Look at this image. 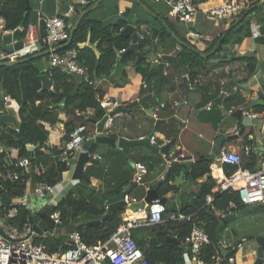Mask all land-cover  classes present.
Listing matches in <instances>:
<instances>
[{"label":"crops","instance_id":"obj_1","mask_svg":"<svg viewBox=\"0 0 264 264\" xmlns=\"http://www.w3.org/2000/svg\"><path fill=\"white\" fill-rule=\"evenodd\" d=\"M4 1L0 0V5ZM76 1L24 0L23 16L25 12L27 15L22 31L23 36L26 34L27 41L36 36L39 37L38 25H31L29 21L32 10L38 11L39 18L65 15L69 31L84 16L109 27L120 21H125L126 24L120 29V32L127 25L134 26L140 39L144 37L148 39V44L143 51L136 49L145 57V63L148 65L147 75L142 78L137 73L136 66L140 61L134 65L137 59L134 51L133 58L126 63L121 61L123 56L119 58L121 52L119 51L111 74L94 81V87L105 95L98 99L115 97L119 99L120 106L127 110L110 118L106 123L104 133L116 138L122 136L128 139H138L155 128L153 135L156 145L161 146L173 139L167 155L143 146H130L128 151L124 152L116 144H94L89 150L90 156H99L105 160L103 162L89 161L85 164L86 167L92 164L97 165L96 168H99L103 175L102 177H90V184L95 186L93 189H104L107 179L113 178L112 184H115L130 175V179L122 191L140 201L152 184L162 178L169 168L170 161L176 160L174 153L180 150L184 156L191 157V165L185 166L181 161L172 165L175 168L169 183L174 185L177 190L170 191L164 196L166 201L168 198L172 199L176 211H180L184 205L192 204L194 194L198 192L200 184L208 182L209 176L211 177L209 173L194 179L186 175V170L189 172L193 163L201 156L210 157L212 159L210 165L219 164L218 156L214 152L216 141L220 136L223 137L220 141L221 147L237 151L241 156L247 155L242 147L246 144L249 145L251 150L257 153L259 164L260 155L264 152V148L261 149L264 147L262 135L264 110L257 111L260 112L259 117L250 119L241 115L237 108L243 107L256 111L253 106H264V43L253 42L249 27H245L239 22V16H228L222 19L209 17L207 11L214 6L223 4L225 0H207L196 3L197 10L194 18L187 23L174 19L169 13V7L161 0H96L88 5H77ZM251 4L259 7L256 12L263 15L264 0H249V6ZM1 18L4 23V17L0 14ZM151 27L159 30L155 45L152 44L150 38ZM163 27L170 33V38L160 43L158 38ZM12 30L0 27V53H8L1 49V36L4 32H12ZM189 30L203 34L204 38L199 42L192 40L188 35ZM225 32L229 34L228 41L222 45L219 52H216L217 40L219 41ZM121 36L127 40L128 44L130 43L128 36ZM96 44L97 41L90 43L87 40L79 46L89 47L97 58L100 53ZM105 45V43L102 44L103 47ZM174 50H177L175 55L177 64L167 61L163 68V76H161L155 71L158 67L159 56L172 53ZM13 52H18L19 57L14 61L1 60L0 66H12L31 60L32 65L38 71L39 78L46 74L51 80L52 66L49 63L46 47L35 45ZM22 59L26 60L18 62ZM4 62L12 64H3ZM117 63L122 66L119 75L114 73ZM252 63L253 69L249 72L248 67ZM181 68L184 69V72H181ZM73 74L78 77L82 75ZM183 76L188 79V90L182 84ZM40 81V91L53 89L52 80L48 88L43 87L41 78ZM138 91L140 93H137ZM233 94L241 97L243 101L238 105L231 106L237 111L228 113L224 108L223 101L224 98ZM101 109L105 113L110 111ZM18 111L19 105L6 93L2 87V81H0V112L13 116L15 120V122L4 121L0 125V129L18 124L20 122ZM94 113L92 108L86 109L85 112L76 111L78 119L75 120V125L84 124L91 136L95 134V122L100 119L95 117ZM157 120L160 121L155 126ZM51 131L54 139L60 138L64 133V122L55 123ZM72 155H68V160L72 158ZM59 156L65 157L66 154L62 152ZM138 162L141 163L144 171L143 178L139 182L134 180L138 173L135 163ZM73 168L72 164H68V168L63 172L62 181L54 185L55 201L65 196L78 182L72 178ZM33 186L28 181L25 192H31ZM29 196L30 199L33 198L31 194ZM49 206L51 205L40 208L37 212L44 214L42 218L48 225L50 223ZM257 207L261 209H254ZM248 208H251L249 212L230 220L219 231V243L226 250L234 251L233 261L228 260L230 264H252L258 247L256 237L264 236V218L256 214L264 212V204ZM123 209L122 217H139L142 220L147 211V207L144 210L136 211H132L129 207L127 210ZM173 213L175 212L166 213L164 221L172 219ZM225 215L223 213L217 218ZM92 219L96 218L79 216L75 221L63 222L53 237L63 242L71 231L76 230V226ZM142 220L138 226L145 225ZM182 255L184 264H190L185 247ZM223 259H227L223 254L217 255L215 258L219 263Z\"/></svg>","mask_w":264,"mask_h":264},{"label":"trees","instance_id":"obj_2","mask_svg":"<svg viewBox=\"0 0 264 264\" xmlns=\"http://www.w3.org/2000/svg\"><path fill=\"white\" fill-rule=\"evenodd\" d=\"M204 1L207 0H195V3ZM24 8V0H5L0 5V14L4 17L3 28L15 29L22 20ZM257 8L259 7L251 4L243 10L238 15L239 22L246 27L249 25V20L256 17L263 24L264 13L263 15L257 13ZM125 24V21H120L109 27L92 21L86 16L81 18L71 39L66 45L59 47L57 51L76 49L78 60L80 64L87 67V71L78 77L73 73L65 72L60 67H52L50 78L53 81V89L50 91H40L39 74L31 60L12 66H0L2 87L19 105L18 114L20 118L18 124L0 129V195L5 193L11 199H17L26 191L28 181L32 185L40 180L46 181L50 185H56L62 181L63 172L68 168V159L59 155L63 152L65 143L70 139V134L76 126L75 120L78 119L76 111L85 112L86 109L92 108L95 111L94 116L97 118H101L105 114L98 102V98H103L105 95L94 87V81L111 74L117 61V53L128 46L127 40L120 35V29ZM168 38H170V33L163 27L158 40L163 43ZM228 38L229 34L225 32L224 36L219 41L217 40L216 52L222 49V45L226 44ZM87 40L90 43L97 41L96 47L100 53L99 57L96 58L89 47L79 46ZM103 43L106 44L105 47L102 46ZM146 44H148L147 37L141 38L138 41L137 49L143 51ZM133 56L134 52L126 53L121 61L126 63ZM252 69L253 63L248 67V71L251 72ZM136 70L142 78L146 77L148 65L145 63V59L140 60ZM90 81L92 82L89 83ZM237 97L238 95L233 94L224 98V108L227 110L232 105L240 104L243 99ZM37 101L39 102L36 103ZM253 108L256 111L264 110V106L260 105H255ZM61 121L64 122V133L60 138L54 139L52 127ZM29 144H39V147L30 152L27 147ZM30 154H32L30 171L27 174H21L16 181L6 179L5 169L15 168L14 163L18 158ZM241 162L242 165L250 169L259 167L257 153L252 150L247 155H242ZM211 163L210 157L201 156L193 163L189 172L186 170L185 173L194 179L199 178L204 174H209ZM96 167L97 165L92 164L82 170L80 178L73 188L56 205L49 206L50 211L55 209L61 211V218L64 223L75 221L79 216L101 218L107 213L106 200L118 195L130 179V175H128L126 179L112 184L113 178H111L107 179L102 190L88 188L87 185L90 184L91 176H103L99 168ZM223 167L226 173L235 169L231 165H224ZM174 168L171 166L169 177L158 188L160 197H164L170 191L175 192L177 190L174 185L169 183ZM215 184V180L209 176L208 182L200 184L198 192L194 194L192 204L184 205L180 209L185 214H192L190 219H168L161 223L132 228V237L143 251L148 264H154L159 260L165 264H184L182 241L190 232L193 223L204 229L210 238V242L202 250V258L206 261H214L217 255H221L215 236L218 225L217 216L225 214L230 202L238 204V195L234 188L213 193L212 201L206 204L205 195L211 193ZM165 206L164 215L168 212H176L172 199L168 198ZM123 211V208H114L100 224L92 226L84 222L76 226V230L87 243H102L117 229L122 221ZM38 214L44 217L43 213L39 212ZM27 218L32 219V216L27 209L21 207L16 216L9 222L20 225ZM167 236L175 237L178 243L168 240ZM34 242L50 252L65 248L62 242L53 236L36 237ZM220 264H230V262L228 259H223Z\"/></svg>","mask_w":264,"mask_h":264},{"label":"built area","instance_id":"obj_3","mask_svg":"<svg viewBox=\"0 0 264 264\" xmlns=\"http://www.w3.org/2000/svg\"><path fill=\"white\" fill-rule=\"evenodd\" d=\"M96 0H77V5H88ZM169 7L170 15L182 23H187L193 20L196 12L195 0H161ZM249 6V0H225L223 4L210 8L207 12L210 18L222 19L228 16H238L243 10ZM3 24V19H0V27ZM249 32L252 38L264 35V26L252 17L249 20ZM44 36H36L31 40H26V34L23 42V48L35 45L46 47L49 56V63L52 67L65 65L67 73L84 74L87 67L80 64L78 60V52L74 48L65 49L63 52H58L57 49L68 43L70 38L69 26L65 15H54L45 19ZM189 37L194 41H201L204 35L193 30L188 31ZM125 48L121 49L123 51ZM18 52L0 53L1 60L14 61L18 56ZM90 81L89 83H91ZM99 106L106 111L111 110L120 105L119 99L105 98L98 99ZM236 110L231 107L227 109L228 113ZM241 115L253 119L260 116V112L237 108ZM264 137V132H263ZM91 135L88 134L84 124L75 126L70 134V139L65 143L63 152L72 155L76 150L81 148L82 143ZM144 136L139 137V139ZM151 144H156L155 136L149 138ZM245 153L251 151L249 145L242 147ZM184 157V154H180ZM219 164L210 165V175L215 180V186L211 193L205 195L207 203L213 199V193L234 188L238 195V204L230 202L225 214H230L238 211L242 207H252L264 204V152L260 155L259 167L250 169L242 165V156L239 152L221 147L217 153ZM100 158L99 156H96ZM67 164L68 161H67ZM224 165L234 166L235 169L230 173H226ZM15 168L5 169V178L10 181H16L21 174H27L31 167V158L22 156L14 163ZM138 173L135 181L139 182L144 175L141 163H135ZM86 168V165L83 169ZM50 196L47 197V194ZM32 195L35 200L43 201L38 208L34 207L29 195ZM54 185H50L46 181L40 180L35 183L31 192H24L23 195L16 200L11 199V203H17L18 207L11 204H2L0 195V264H148V260L143 254V251L136 244L132 237V228L141 224L142 219L139 217H122V221L117 229L102 243L89 244L87 243L77 230H73L68 234V237L62 242L63 250L50 252L43 246L34 242L36 237L53 236L58 227L62 225L61 211L58 209L52 210L49 213L48 229L38 234L33 228V220L27 218L22 224H12L9 222L13 219L18 209L21 207L29 211L30 216L47 205H56L61 199H56L53 196ZM124 202L128 204L137 202V198L131 197L126 193L123 196ZM107 205V200H106ZM166 206L159 200L150 202L147 205V211L142 222L145 225L161 223L164 221V213ZM172 219H190L191 214H185L181 211H176L171 215ZM210 242L208 234L193 223L190 232L182 241L185 247L190 264H220L217 260L206 261L202 258V250ZM230 262L233 257L227 258ZM154 264H165L159 260Z\"/></svg>","mask_w":264,"mask_h":264},{"label":"water","instance_id":"obj_4","mask_svg":"<svg viewBox=\"0 0 264 264\" xmlns=\"http://www.w3.org/2000/svg\"><path fill=\"white\" fill-rule=\"evenodd\" d=\"M26 15L27 13L25 12L23 19L20 21L19 25L12 30V32H4L1 36L2 38V50L8 53H12L14 50H20L23 48V42H24V36H23V26H24V22L26 19ZM45 19L46 18H39V14L38 11L36 10H32L31 14H30V24L31 25H38V29H39V36H44L46 33L45 30ZM79 20L76 22L75 26L72 27L70 29V38L72 37V34L74 32L75 27L77 26ZM150 32H151V41L152 44L155 45V39L157 38V35L159 33V30L155 27H151L150 28ZM121 35H125L128 36L130 38V43L128 44V46L119 53V58H121L122 56H124L126 53L128 52H135L137 55V59L134 62V65H137V63L141 60L144 59L145 57L139 52L136 51L137 49V43L140 39V35L138 34L137 31H135L134 26L132 25H127L125 28H123L120 32ZM253 42H259V43H264V35H260L256 38H253ZM155 49V48H154ZM176 52L177 50H174L172 53H168V54H161L159 56V63H158V67L155 70L156 72H158L161 76H163V68L166 65L167 61H171L177 64L176 62ZM26 59H22L19 60L18 62L24 61ZM2 63V62H1ZM3 64H12L11 62H4ZM60 68H62L65 72H67V67L65 65H59ZM122 69V66L120 63H117L115 65V69H114V73L118 74L120 73V70ZM181 72H184V69L181 68ZM41 80H42V84L44 88H48L49 85L51 84V80L49 79L48 75L44 74L42 76H40ZM182 84L185 86L186 90L189 89V82L188 79L186 78V76H183L182 79ZM127 110L124 109L122 106H117L115 108H113L112 110L106 112L99 120H97L95 122V134L93 136H90L88 139H86L82 145L81 148L79 150H76L73 155L72 158H70L68 160L69 164H72L74 166L73 168V174H72V178L79 180L80 178V174L83 170V167L85 166V164L89 161L91 162H103L105 159L104 158H97L96 156H90V148L97 143H107V144H116V146L123 150L124 152L128 151V148L130 146H143L146 147L150 150H154V151H159L164 155L169 154V150L170 147L173 143V139L168 140L165 144L158 146L156 144H151L150 143V136L153 135V133L155 132V128H153L147 135H145L143 138L141 139H128L125 137H112L108 134H105V128H106V123L107 121L112 118L115 114L119 113V112H126ZM13 121L15 122L13 116L6 114V113H2L0 112V125L6 121ZM160 120L156 121L155 126L159 123ZM262 132H264V126H263V130ZM221 139H223L222 136H220L217 141H216V149L214 154L218 153V150L221 148ZM28 150L30 152H33L37 147H39V144H29L28 146ZM264 147H261V149H263ZM182 152L176 151L174 153V156L176 158V160H172L169 163V168L166 170V172L164 173V175L162 176V178H160L159 180H157L156 182H154L152 184V186L146 191L145 196L143 197L142 200L138 201V202H131L130 204H128V207L132 210V211H136V210H144L147 205L155 200H159L160 202L164 203L166 202V197H160L158 195V188L161 184V182L166 179L169 175L170 172V167L178 162L181 161V163L185 166H190L191 165V157L190 156H184V157H180L179 155ZM30 158H32V154L29 155ZM88 188L93 189L95 186L92 184L87 185ZM126 192L122 191L120 192L118 195L110 197L107 199V213L102 216L101 218H96V219H92L90 221L87 222V224L89 225H98L101 222H103L109 215V212L114 209V208H125V206L127 205L124 200H123V196ZM50 196V193L47 194V197ZM1 202L2 204H11V206L14 207H18L17 203H11V198L3 193L1 195ZM43 202V201H42ZM39 200H35L33 198L32 203L34 205V207L38 208L40 206V204L42 203ZM254 209H261V208H254ZM251 210V208H241L240 210L227 214L223 217H218V225L216 227L215 230V236H216V241L219 244V249L221 254H223L226 258L229 257H233V250H226V248L224 246H222L219 243V231L222 227H224L230 220L234 219L235 217H239L243 214H245L246 212H249ZM33 220V228L34 230L38 233V234H42V231L47 230L48 229V224L46 222V220H44V218H42L38 213L34 214L32 217ZM167 239L174 242V243H178L177 239L175 237L172 236H167ZM256 242H257V249L255 251V260L252 264H264V253H263V248H264V236H257L256 237Z\"/></svg>","mask_w":264,"mask_h":264},{"label":"rangeland","instance_id":"obj_5","mask_svg":"<svg viewBox=\"0 0 264 264\" xmlns=\"http://www.w3.org/2000/svg\"><path fill=\"white\" fill-rule=\"evenodd\" d=\"M58 188V187H57ZM56 190V189H55ZM33 200V198L31 199ZM259 217L264 218V212H257L256 213Z\"/></svg>","mask_w":264,"mask_h":264}]
</instances>
